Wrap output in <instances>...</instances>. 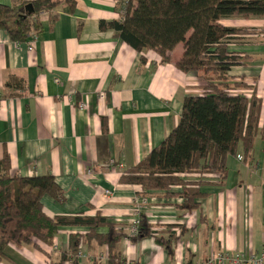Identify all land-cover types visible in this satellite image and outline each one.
Returning <instances> with one entry per match:
<instances>
[{"label": "crops", "instance_id": "obj_1", "mask_svg": "<svg viewBox=\"0 0 264 264\" xmlns=\"http://www.w3.org/2000/svg\"><path fill=\"white\" fill-rule=\"evenodd\" d=\"M33 1L0 0V5ZM122 2L64 3L53 20L42 14L41 32L23 42L0 27V162L8 157L11 176L55 177L65 201L43 198L50 217L100 212L117 227L130 228L136 215L144 214L161 233L166 225L181 226L171 256L154 237L137 243L123 238L118 250L128 264H197L224 253L258 255L264 248V17L220 21L243 30L229 40L228 49L247 64L234 66L229 76L249 86L241 93L262 101L252 159H244L240 146L237 156L228 158L223 184L205 188L200 208L185 212L178 207L182 198H166L164 191L143 194L121 177L168 137L185 99L199 94L202 84L197 74L175 65L184 45L163 63L156 52L140 53L115 31L101 30L102 21L121 18ZM13 80L23 89L13 88ZM87 232L62 227L53 257L67 252L70 235L79 234L85 255L79 264H107V247H89ZM6 255L10 262L0 264H49L32 245H9Z\"/></svg>", "mask_w": 264, "mask_h": 264}, {"label": "trees", "instance_id": "obj_2", "mask_svg": "<svg viewBox=\"0 0 264 264\" xmlns=\"http://www.w3.org/2000/svg\"><path fill=\"white\" fill-rule=\"evenodd\" d=\"M64 3L72 7L74 0L0 5V27L10 32L13 40L27 41L41 32L40 16L47 13L53 20ZM120 13L119 20L102 21L101 30L115 31L140 53L156 52L163 63L171 62V53L184 45L175 65L185 73L197 74L202 84L199 94L185 99L174 130L139 164L126 170L121 182L140 186L143 194L164 191L166 198L180 197L183 203L179 209L196 211L200 200L207 197L204 189L223 184L228 158L237 156L240 146L244 159H252L262 101L255 94L248 97L241 93L249 86L229 76L234 66L247 64L244 56L228 49L229 40L243 30L225 27L220 21L264 17V0H123ZM13 82V88L23 89L21 82ZM176 187L181 191L173 192ZM45 196L65 201L54 176H11L8 157L0 162V263L10 262L6 255L9 245H32L49 264H79V234L70 235L67 252L52 255L62 227L87 228L89 247H107V264H128L118 250L125 237L135 243L154 237L169 256L173 254L180 225H166L161 233L141 214L138 232L130 236L128 227H117L100 212L50 217L43 207ZM103 228L107 233L101 232Z\"/></svg>", "mask_w": 264, "mask_h": 264}, {"label": "built area", "instance_id": "obj_3", "mask_svg": "<svg viewBox=\"0 0 264 264\" xmlns=\"http://www.w3.org/2000/svg\"><path fill=\"white\" fill-rule=\"evenodd\" d=\"M31 50V48H30ZM240 160H242V157H239ZM109 193V192H108ZM140 223V215L137 214L136 218L133 220L130 228H129V234L130 236H134L138 232V225ZM83 245H80V248H82ZM85 255L80 252L78 258H82ZM197 264H264V248L263 250L258 254H248V255H239L234 256L229 253L224 254H218L213 256L212 258L201 262Z\"/></svg>", "mask_w": 264, "mask_h": 264}]
</instances>
